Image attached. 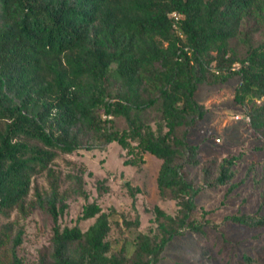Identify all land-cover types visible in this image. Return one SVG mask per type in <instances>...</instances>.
<instances>
[{
    "label": "trees",
    "instance_id": "obj_1",
    "mask_svg": "<svg viewBox=\"0 0 264 264\" xmlns=\"http://www.w3.org/2000/svg\"><path fill=\"white\" fill-rule=\"evenodd\" d=\"M260 28L264 0H0V214L25 210L33 176L52 173L59 154L112 143L160 159L159 195L178 207L172 215L155 206L156 232L139 233L128 256L125 247L113 250L110 214L97 202L78 218L95 219L88 228H61L69 204L56 182L37 193L55 226L31 264H159L174 239L205 232L196 199L228 184L238 157L204 165L203 186L188 178L187 166L200 164L190 134L208 113L196 93L238 75L235 100L248 106L250 125L264 140V42L254 46L251 37ZM233 39L247 46L245 57ZM150 110L160 116L155 129L145 119ZM115 118L127 128L115 129ZM72 178L73 194L84 196L82 177ZM126 187L135 202L140 189ZM226 220L264 228V215ZM125 224L139 227L140 218ZM22 243L23 231L9 237L2 230L0 249L8 253L0 264H27ZM240 264L264 263L244 254Z\"/></svg>",
    "mask_w": 264,
    "mask_h": 264
},
{
    "label": "rangeland",
    "instance_id": "obj_2",
    "mask_svg": "<svg viewBox=\"0 0 264 264\" xmlns=\"http://www.w3.org/2000/svg\"><path fill=\"white\" fill-rule=\"evenodd\" d=\"M254 46L264 42V28L252 35ZM240 57L247 54V46L233 39ZM241 82L238 75L221 79L213 85H201L196 99L208 113L190 134V143L198 146L197 166H187L188 178L197 186L204 185L202 167L207 163L221 165L225 159L238 157L232 166L234 177L226 185L205 189L197 197L196 218L205 226L204 233L186 232L174 239L162 254L159 264H240L244 254L264 263V228H247L226 220L238 214L264 215V140L247 120L248 106L235 100ZM146 121L155 129L160 116L150 110ZM115 129L124 130V118H115ZM162 161L150 153L132 152L118 143L93 150L79 149L72 154H59L48 170L33 176L25 210L15 208L7 215L0 214V233L7 230L9 237L23 231L19 256L25 263L38 260L40 251L50 245L54 232L53 218L38 207L37 193L46 194L52 185L59 183L61 194L66 196L69 209L59 218L61 228H88L95 219L78 222L86 204L97 202L110 214L111 230L108 240L114 251L126 248L130 256L139 233L154 234L157 229L153 209L159 206L175 215L174 201L163 200L159 195L157 177ZM73 176L83 179L85 195L73 194ZM126 184L139 188L134 202ZM140 218L139 227H127L125 221ZM8 253L7 247L0 255Z\"/></svg>",
    "mask_w": 264,
    "mask_h": 264
},
{
    "label": "built area",
    "instance_id": "obj_3",
    "mask_svg": "<svg viewBox=\"0 0 264 264\" xmlns=\"http://www.w3.org/2000/svg\"><path fill=\"white\" fill-rule=\"evenodd\" d=\"M170 16L172 17V18H175V19H180L182 16L181 15H179V14H177V13H172V14H170ZM105 118H109V119H111L112 117L111 116H105ZM247 120L248 121H250L251 119H250V117L249 116H247Z\"/></svg>",
    "mask_w": 264,
    "mask_h": 264
}]
</instances>
